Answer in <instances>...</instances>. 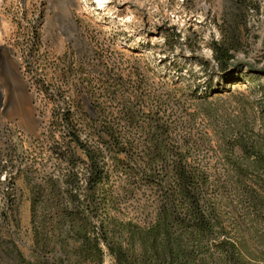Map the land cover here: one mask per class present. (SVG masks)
<instances>
[{
    "label": "rangeland",
    "instance_id": "374dc122",
    "mask_svg": "<svg viewBox=\"0 0 264 264\" xmlns=\"http://www.w3.org/2000/svg\"><path fill=\"white\" fill-rule=\"evenodd\" d=\"M112 2L116 17L94 0H0V73L14 68L0 74V250L30 254L35 221L71 211L93 227L152 222L178 152L222 189L226 231L264 264V0ZM14 87L29 96L32 132L11 120ZM60 89L73 108L55 127ZM70 122L104 172L95 190ZM159 142L164 162L151 155Z\"/></svg>",
    "mask_w": 264,
    "mask_h": 264
},
{
    "label": "trees",
    "instance_id": "16d2710c",
    "mask_svg": "<svg viewBox=\"0 0 264 264\" xmlns=\"http://www.w3.org/2000/svg\"><path fill=\"white\" fill-rule=\"evenodd\" d=\"M62 90L57 96L66 108L55 110V127L61 121L67 123L72 114L73 105ZM77 126L70 122L66 129L89 157L91 176L87 188L95 190L104 172L96 153L81 141ZM151 150L154 158L166 160L168 152L160 142ZM178 154L171 171L176 185L162 196V205L152 222L139 225L111 218L108 225L93 227L85 212L75 211L69 212L67 219L35 221L30 254L19 251L17 246L0 250L1 264H104L106 255L114 264H249V240L232 237L226 231L222 189L207 186L209 178L205 172L184 165ZM161 169L165 171V166ZM246 200L248 208L261 205L253 194L247 195Z\"/></svg>",
    "mask_w": 264,
    "mask_h": 264
},
{
    "label": "bare ground",
    "instance_id": "6f19581e",
    "mask_svg": "<svg viewBox=\"0 0 264 264\" xmlns=\"http://www.w3.org/2000/svg\"><path fill=\"white\" fill-rule=\"evenodd\" d=\"M99 2H100V4L105 3L104 5H102L103 10H105L106 12L108 11V13L112 17H116L117 11L115 10V6L112 4L113 2L111 0H99ZM84 8H85L84 9L85 13H94V14L97 13V14H99L98 11H95L94 9L92 10V8L89 7L88 5H85ZM97 17H99V16L97 15ZM2 52L3 51L0 52V61H1ZM13 70H14V68H13ZM13 70L12 69L11 70L6 69V71H2L0 74L3 77V79L6 77L12 79L13 73L10 71H13ZM13 79H15V78H13ZM14 81H16V83H17L16 79ZM8 94H9L11 100L13 99L14 96L16 97V100H18L17 99L18 96L20 97V100H18V102L15 101L16 104L14 106L11 104V106H13V107H11L12 109L10 110L11 111L10 116L20 117L22 128H24L25 130H27L29 132H32L33 131V127L31 124L32 113H31L29 96L27 94L19 93V90L16 87L9 89Z\"/></svg>",
    "mask_w": 264,
    "mask_h": 264
},
{
    "label": "flooded vegetation",
    "instance_id": "af4514ba",
    "mask_svg": "<svg viewBox=\"0 0 264 264\" xmlns=\"http://www.w3.org/2000/svg\"><path fill=\"white\" fill-rule=\"evenodd\" d=\"M8 97H5L2 93H0V109L4 111V114L6 115L7 111H9L10 106L8 103ZM13 122L19 123L21 121V118L17 117L15 119H11Z\"/></svg>",
    "mask_w": 264,
    "mask_h": 264
},
{
    "label": "built area",
    "instance_id": "2783aa9c",
    "mask_svg": "<svg viewBox=\"0 0 264 264\" xmlns=\"http://www.w3.org/2000/svg\"><path fill=\"white\" fill-rule=\"evenodd\" d=\"M95 1V3L100 7V9H102L103 7H102V5H104L105 3H101L100 4V2H99V0H94ZM112 1V0H111ZM99 2V3H98ZM107 4V3H106Z\"/></svg>",
    "mask_w": 264,
    "mask_h": 264
},
{
    "label": "water",
    "instance_id": "95a60500",
    "mask_svg": "<svg viewBox=\"0 0 264 264\" xmlns=\"http://www.w3.org/2000/svg\"><path fill=\"white\" fill-rule=\"evenodd\" d=\"M37 119V118H36Z\"/></svg>",
    "mask_w": 264,
    "mask_h": 264
}]
</instances>
